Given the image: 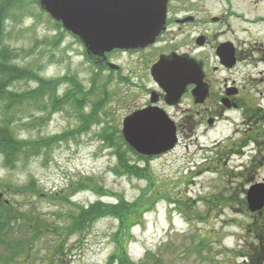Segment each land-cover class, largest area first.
Wrapping results in <instances>:
<instances>
[{
  "label": "rangeland",
  "instance_id": "rangeland-1",
  "mask_svg": "<svg viewBox=\"0 0 264 264\" xmlns=\"http://www.w3.org/2000/svg\"><path fill=\"white\" fill-rule=\"evenodd\" d=\"M36 1L0 0L11 16L6 24L5 46L19 58V65L28 67L46 83L60 80L57 87L60 96L68 88L63 79L67 75L76 87L91 88L96 69L86 59L85 48L55 24ZM106 83L102 81L100 86ZM38 87L34 80L15 86L20 92ZM111 87L112 84L107 87L109 93ZM46 102L43 113L36 111L34 105L23 108L25 116L20 110H14L21 119L11 123L10 128L21 141L30 144L25 158L6 168L0 155V192L16 219L11 224L13 231L9 238L28 243L19 256L0 246V264H106L117 248L114 235L119 229L118 219L101 218L81 233L72 231L66 235L62 233V226L69 225L68 217L76 212L75 205L89 206L100 199L116 202V196L133 203L144 192L152 202L156 201L131 230L128 253L133 261L143 264L259 263L257 250L254 251L259 241L251 228L258 218L248 210L246 194L250 187L264 183V162H258L254 170L257 172L253 173L246 171L254 165L249 154L244 158L234 157L228 165L222 164L226 173H217L210 169L209 156L200 148L209 145L208 141L215 136L201 137L200 145H192L188 132L175 150L144 161L125 143L121 144L122 127L117 131L106 125L112 124L115 117L123 120L126 116L125 112L115 109L111 98L100 116L105 120L104 125L93 124L82 135L58 140L49 146L42 144L43 141L74 130L79 119L70 106L52 113L51 103ZM0 107V126H3L5 113ZM106 126L109 129L103 136L109 139L104 142L101 132ZM228 133L224 130V135ZM222 134L223 130L219 138ZM120 156L132 166L144 169L142 174H149L151 178L117 174ZM85 184L106 189L114 196L100 197L94 189L76 191L79 185ZM69 188L76 195L64 204L59 199L68 196ZM30 189L39 193L30 194ZM261 219L264 228V215ZM33 222L43 227L38 239L30 226ZM260 264H264V257Z\"/></svg>",
  "mask_w": 264,
  "mask_h": 264
},
{
  "label": "flooded vegetation",
  "instance_id": "flooded-vegetation-1",
  "mask_svg": "<svg viewBox=\"0 0 264 264\" xmlns=\"http://www.w3.org/2000/svg\"><path fill=\"white\" fill-rule=\"evenodd\" d=\"M92 64L96 88L112 84L103 94L126 113L117 126L150 111L166 115L179 140L215 136L200 148L217 173L234 157H252L247 172L264 162V0H168L154 43L96 54Z\"/></svg>",
  "mask_w": 264,
  "mask_h": 264
},
{
  "label": "trees",
  "instance_id": "trees-1",
  "mask_svg": "<svg viewBox=\"0 0 264 264\" xmlns=\"http://www.w3.org/2000/svg\"><path fill=\"white\" fill-rule=\"evenodd\" d=\"M21 5L24 6V2H21ZM10 20L11 16L8 9L0 5V105H2V113L6 114L2 116L3 124L5 125H1L2 127L0 126V155L3 156V165L6 168L17 164V162H19L23 157L25 158L26 150L30 149V144L21 141L16 135L15 130L12 129V127L10 128L11 123L21 119V117L16 116L18 112L14 113V110H20V114L24 115L23 108L27 105H34L36 107V111L43 113V107L44 103H47L46 101L51 103L52 107L50 111L52 113L60 111L65 106H71L75 114L78 116L80 124L76 129L67 132L64 136L44 140L42 143L52 146L58 140H68L72 136H79L88 131L90 127L96 123V121H99L97 120V118L100 117L99 112L102 111L105 106V102L103 104V97H95L96 81L93 82V87L85 88L76 87V83L73 85L69 77L63 78L65 82L69 83L71 86L66 91L65 95L60 96L57 92V87L61 83L60 80L57 82L46 83L43 79L38 78V75H36L28 67L25 68L24 66L19 65L17 63L19 58L14 57L13 52H10L4 44L7 30L6 24H8ZM31 80H34L39 84V87L34 91L20 92L15 88L18 83L29 82ZM87 109H90V111L87 112ZM7 115H11L10 119L6 118ZM31 116L32 114L28 117V119H30ZM108 129V127L103 128L101 137L104 133L106 134ZM110 129L119 131L115 128ZM103 139L102 140L106 142L109 138L107 136H103ZM120 141L121 144H124L122 136L120 137ZM120 159L118 162V168L116 169L117 174H125L139 178H151L149 174H142L144 169H141V167L132 166L129 163V160L126 158L123 160L122 156H120ZM91 189H94L100 197L114 196V194H111L106 189H98L97 187L91 188V186L86 184L79 185L76 191ZM29 192L30 194L39 193L31 189ZM74 195H76V192L69 188L68 196H62L59 201L66 204L68 203V199ZM145 195L146 192H144L143 196L138 198L133 203H129L124 198L116 196L118 197L116 202H105L100 199L89 206L75 205L76 212L69 214V225L62 226V233L64 235L69 234L72 231L81 233L82 231L90 228L101 218L111 217L118 219L120 222L119 229L114 235L117 248L111 254L106 264H143V262L134 263L131 260L128 253V245L131 238V230L137 223L141 222L144 214H146L154 206L156 201V198H153L155 201L152 202L147 195L145 198ZM15 220V217H13L12 207L4 203H0V246H5L9 251L15 253L14 256H19L25 251L28 243L27 241H19L16 239L12 240L9 238L12 235L11 232L13 231L11 224ZM260 220L262 219L258 218L255 224L251 226V228H254L253 233L256 235L255 238L259 241L257 248H254V251L257 250L256 255L258 254V264H260L262 257H264V228L261 226ZM40 225L42 224H36V222L30 224L32 230L34 229V236H37V239L43 232V227ZM48 228L52 227L48 226ZM48 228H46V230H48Z\"/></svg>",
  "mask_w": 264,
  "mask_h": 264
},
{
  "label": "water",
  "instance_id": "water-1",
  "mask_svg": "<svg viewBox=\"0 0 264 264\" xmlns=\"http://www.w3.org/2000/svg\"><path fill=\"white\" fill-rule=\"evenodd\" d=\"M40 5L79 37L89 56H96L115 48L137 49L153 43L164 26L167 0H41ZM163 81L168 82L166 75ZM123 137L134 151L147 157L167 153L178 142L170 120L151 112L127 118ZM2 197L0 193V200ZM247 201L252 213L264 209V183L248 190Z\"/></svg>",
  "mask_w": 264,
  "mask_h": 264
}]
</instances>
